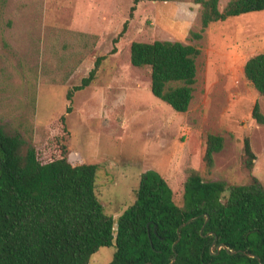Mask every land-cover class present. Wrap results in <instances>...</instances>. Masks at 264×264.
<instances>
[{
	"label": "rangeland",
	"instance_id": "obj_1",
	"mask_svg": "<svg viewBox=\"0 0 264 264\" xmlns=\"http://www.w3.org/2000/svg\"><path fill=\"white\" fill-rule=\"evenodd\" d=\"M229 1L219 0L218 9ZM131 6L132 0H0V127L34 146L43 163L65 151L72 165L97 164L96 193L115 221L148 171L166 181L179 206L189 171L204 182L245 184L244 138L256 157L252 174L264 187V125L251 115L258 103L264 116V96L243 73L245 62L264 52V10L210 24L196 38L200 5L193 0L143 1L129 18ZM157 40L200 50L184 113L155 98L150 70L130 63L133 42ZM100 56L94 81L67 100ZM209 134L223 138L210 169L202 160ZM114 252L112 242L88 264H108Z\"/></svg>",
	"mask_w": 264,
	"mask_h": 264
},
{
	"label": "trees",
	"instance_id": "obj_2",
	"mask_svg": "<svg viewBox=\"0 0 264 264\" xmlns=\"http://www.w3.org/2000/svg\"><path fill=\"white\" fill-rule=\"evenodd\" d=\"M143 1L175 0H132L129 18ZM193 1L200 5L196 38L210 24L264 10V0H230L222 11L219 0ZM127 26L125 21L114 43ZM115 51L114 47L111 53ZM199 55L197 47L177 41L130 46L131 65L150 70L152 95L178 113L186 112L193 98ZM104 59L96 58L67 100L73 91L94 81ZM243 73L264 96V52L250 57ZM251 115L264 125L258 103ZM60 122L65 129L64 116ZM24 146L19 136L0 127V264H88L92 255L112 242L115 252L108 264H169L175 254L174 264H264V187L252 174L256 157L248 138L243 139L241 158L248 178L245 184L204 182L197 172L189 171L179 206L166 181L148 171L134 191L133 204L116 221L104 212L97 196V164L72 165L65 151L43 163L34 146ZM222 147L221 136L207 135L202 158L206 168L212 167L213 155ZM191 218L178 234V227ZM220 244L237 253L217 251Z\"/></svg>",
	"mask_w": 264,
	"mask_h": 264
},
{
	"label": "water",
	"instance_id": "obj_3",
	"mask_svg": "<svg viewBox=\"0 0 264 264\" xmlns=\"http://www.w3.org/2000/svg\"><path fill=\"white\" fill-rule=\"evenodd\" d=\"M206 218L208 219V217L206 216ZM207 219H206V221H207ZM194 220V218H191V219H189L188 221H186V222H184V223H182L179 227H178V229H177V232H178V234H179V230L182 228V227H184V226H186L188 223H190L191 221H193ZM206 223V222H205ZM205 225V224H204ZM203 229V228H202ZM200 232H202V230L200 231ZM179 237L180 236H178V239H179ZM217 239L215 238L214 239V242H213V244H212V246L214 245V243H215V241H216ZM178 241V240H177ZM177 242H175L174 244H173V247H174V245L176 244ZM220 249H224L228 254H235V253H237L236 251H229L228 249H227V247L224 245V244H220V245H218V247H217V251H219ZM249 257H252V258H255V256H253V255H248ZM175 260H176V254H175V256H174V258L172 259V261L169 263V264H174L175 263Z\"/></svg>",
	"mask_w": 264,
	"mask_h": 264
}]
</instances>
